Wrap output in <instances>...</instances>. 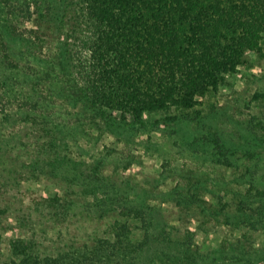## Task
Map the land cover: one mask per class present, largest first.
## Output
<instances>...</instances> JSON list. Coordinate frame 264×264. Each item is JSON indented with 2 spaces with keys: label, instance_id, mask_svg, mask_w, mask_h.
I'll return each mask as SVG.
<instances>
[{
  "label": "trees",
  "instance_id": "1",
  "mask_svg": "<svg viewBox=\"0 0 264 264\" xmlns=\"http://www.w3.org/2000/svg\"><path fill=\"white\" fill-rule=\"evenodd\" d=\"M250 52L264 0H0V264H264V116L199 108Z\"/></svg>",
  "mask_w": 264,
  "mask_h": 264
},
{
  "label": "rangeland",
  "instance_id": "2",
  "mask_svg": "<svg viewBox=\"0 0 264 264\" xmlns=\"http://www.w3.org/2000/svg\"><path fill=\"white\" fill-rule=\"evenodd\" d=\"M246 62L242 64L237 72L229 73L226 76L225 82L221 85L217 92L209 94L202 99L199 108L208 110H227L235 114H243L248 116L252 112L264 116V102L255 98V93L264 88V52L259 54L250 52L247 54ZM17 105V101H13L11 105ZM153 141L160 142L158 150H167L171 148V139H167L165 134L158 132L151 133ZM148 138V135H144ZM156 151L152 157L144 158V167L149 171L156 172L161 170L162 159L158 156ZM166 207L168 205H165ZM176 214V209L173 206L168 207L170 212ZM172 212V216H173ZM179 224L178 221H176ZM238 236L239 234L236 233ZM225 232L223 228L216 229L210 233L198 232L197 241L199 243L221 244ZM264 244V234H254L249 242H242L241 248H253L255 246H262Z\"/></svg>",
  "mask_w": 264,
  "mask_h": 264
}]
</instances>
